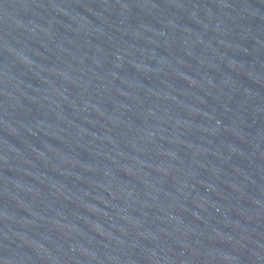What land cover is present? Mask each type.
<instances>
[{"label": "water", "instance_id": "water-1", "mask_svg": "<svg viewBox=\"0 0 264 264\" xmlns=\"http://www.w3.org/2000/svg\"><path fill=\"white\" fill-rule=\"evenodd\" d=\"M0 264H264V0H0Z\"/></svg>", "mask_w": 264, "mask_h": 264}]
</instances>
